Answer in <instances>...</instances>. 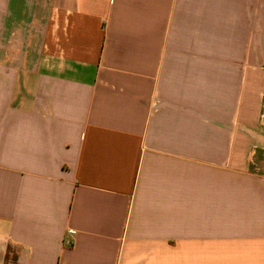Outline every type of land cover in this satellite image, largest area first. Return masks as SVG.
Instances as JSON below:
<instances>
[{
    "label": "crops",
    "instance_id": "0c3cea01",
    "mask_svg": "<svg viewBox=\"0 0 264 264\" xmlns=\"http://www.w3.org/2000/svg\"><path fill=\"white\" fill-rule=\"evenodd\" d=\"M0 264H264V0H0Z\"/></svg>",
    "mask_w": 264,
    "mask_h": 264
},
{
    "label": "built area",
    "instance_id": "2783aa9c",
    "mask_svg": "<svg viewBox=\"0 0 264 264\" xmlns=\"http://www.w3.org/2000/svg\"><path fill=\"white\" fill-rule=\"evenodd\" d=\"M68 243H69V244H73V240H71V239L68 240Z\"/></svg>",
    "mask_w": 264,
    "mask_h": 264
}]
</instances>
